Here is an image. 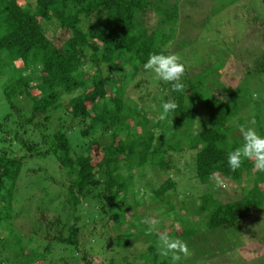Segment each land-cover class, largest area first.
I'll return each mask as SVG.
<instances>
[{
	"label": "trees",
	"instance_id": "obj_1",
	"mask_svg": "<svg viewBox=\"0 0 264 264\" xmlns=\"http://www.w3.org/2000/svg\"><path fill=\"white\" fill-rule=\"evenodd\" d=\"M153 1L0 0V76H9L2 87L6 113L0 117V232H4L0 244L21 256L22 261L15 264H48L47 257L54 253L59 260L53 264H91L85 252H78V237L80 224L85 226V219L89 222L92 216L97 218L94 222L102 221L110 236L118 237L116 245L122 242L121 249L127 250L132 244L127 242L129 237L120 238V228L126 226V233L131 234L133 220L139 223L156 204L172 205L177 198L173 177L180 173L172 157L185 152H194L195 174L192 167L188 173L195 175L203 194L189 208L181 206L179 232L170 228L174 236L185 239L193 234L188 228L191 221L184 217L190 211L197 221L192 229L206 241L209 231L220 230L215 233L220 239L227 232L236 233L230 230L243 231L263 211L264 173L248 160L235 172L227 164L228 153L240 147L230 136L243 122L238 115L244 105L238 93L226 86L217 88L223 93L214 94L212 79L207 82L205 75L217 70L207 66L201 72L185 71L182 92L172 91L170 84L162 86L161 102L172 100L178 105L165 119L151 120L133 101L127 103L126 88L149 55L168 54L162 46L172 35L163 33V27L169 25L174 33L176 6L150 28V9L167 16ZM219 1L214 0L213 6ZM217 13L218 9L211 10L212 15ZM50 24H56L55 32L63 34L60 47L46 36L45 26ZM186 42L177 46L184 47ZM260 73H264V59L253 74ZM63 96H71L66 105ZM19 98L31 103L29 115L17 107ZM247 103L253 104L258 122L264 105L252 97ZM52 118L58 122L55 129L47 125ZM198 123L202 124L195 130ZM256 131L264 137L261 128ZM34 157L53 159L64 181L49 200L47 187L41 188L40 201L28 209L34 198L28 192L33 191V177L39 171L23 168ZM148 162L153 170L157 167V176H145ZM244 175L254 177L252 181L247 178L246 192L223 202L215 185L218 176L240 183ZM147 193L150 197L146 199ZM19 199H24L23 204ZM89 203L93 212L86 213L83 205ZM25 212L33 220L19 223ZM126 212L134 214L132 221L126 219ZM12 237L15 242L10 241ZM136 237L140 236L135 235L134 242ZM108 241H102L104 247ZM102 243L97 241L95 246ZM141 251L145 260L161 264L154 244ZM108 264L118 263L113 257Z\"/></svg>",
	"mask_w": 264,
	"mask_h": 264
},
{
	"label": "rangeland",
	"instance_id": "obj_2",
	"mask_svg": "<svg viewBox=\"0 0 264 264\" xmlns=\"http://www.w3.org/2000/svg\"><path fill=\"white\" fill-rule=\"evenodd\" d=\"M190 1L196 3V5L193 6ZM213 1L155 0L153 1L154 4L156 2L160 8H163L167 12V16L163 13L164 11L159 16L154 10L150 9L147 14L149 26L150 28L156 27L159 22L158 20L168 17L171 7L176 6L177 20L174 24V33L170 32L169 25L163 27V33L169 36L172 35V39L167 40L164 46H162V50L168 51V54H177L184 64L186 72H195V70L201 72L207 66H209V69L217 70L211 76L205 75L207 82L210 78L212 79L211 85L214 87V94L223 93L217 90V88L223 86L238 93L240 97L239 102L241 105H244V109L238 115L239 118H243L241 125L254 127L255 129L261 128L264 131V106L262 107L258 122H256L253 104L247 103V99L252 97L254 102L264 105V73H260L259 75L253 74L256 65L261 64L264 59V0H238L229 5L227 4L230 3V0H220L216 4L217 7L213 6ZM216 9H218V13L212 15L211 10L216 11ZM205 19H207L206 22H203ZM55 29L56 24L46 25V36L55 45L60 47L63 42L61 39L63 34L60 33V30L55 32ZM183 41H187L186 46H177V43L179 44ZM189 67L194 70H190ZM87 68L88 66L84 65V71ZM251 74H253L252 77ZM7 75L8 73L5 76H0V117L6 113L2 87L9 79ZM158 81L161 84L157 85ZM30 84L34 85V82ZM164 85L167 84L158 80L154 73L145 71L144 68L140 69L126 88L125 98L127 99V103L133 101L135 106H140L151 120L160 119L162 114L161 87ZM247 95L249 98H247ZM70 97L63 96L62 103L66 105ZM16 105L24 114L29 115L31 106L29 101L19 98L16 101ZM236 118L231 120L233 125L237 121ZM253 121L256 123V126L255 123H252ZM57 124L58 122L54 118L47 122V125L51 129H55ZM201 124L198 123L196 127L194 126V129L196 130ZM153 125V123L150 124V126ZM236 130L233 132L235 134H232L235 138L231 135L230 141L236 143L237 146H242L244 142L243 137L239 129ZM107 140H109L108 137L103 141L106 142ZM172 159L173 164H176L175 166L180 172L177 175L174 174L175 177H173L177 183V198L173 199L170 207L167 206V203L163 205L164 202L158 200L163 204H156V206H153L155 210L147 212V217H155L160 220V224L151 234H147V225L141 223L144 218H141L139 223H136L135 220L132 221L134 214L126 212V219L132 221L130 227L134 229V232L127 234L126 226L120 228L122 229L119 233L120 238L121 236L124 238L129 237L130 240L127 242L132 244L127 250H122L123 243H119V246L116 245L118 237L110 236L108 228L102 226L101 220H99V223L94 222L97 220L95 216H92L93 218L91 217L89 222H86L85 219V226L82 223L80 224L78 252H85L91 264H108L109 260L113 257L118 264H153L150 258L146 257V260L143 258L141 249L144 252L146 248L154 244L158 253H160L159 235L161 233L166 232L170 237L177 238L172 234V230L174 228L177 230L176 233L179 232L180 222L178 220L180 219L179 216H181V212L179 211L181 206L185 204L189 208L191 202L203 194V190L195 175L188 173L192 167L190 171H193L195 174L194 152L176 154ZM153 167L154 165L151 166L149 162L145 165V176L150 177L151 174L154 177L158 175L157 167L154 170ZM23 169H35L39 171L37 176L33 177V180H36L33 191L26 189L27 191L30 190L31 192L29 191L28 193L34 196L33 202L28 204V209H32L33 205L35 206V203L40 201L39 190L41 188L47 187L46 198L49 200L50 195L58 193L57 187L64 181V178L59 177L61 175L58 172L56 162L50 158L34 157L28 159ZM42 178H46L47 180L41 181L40 179ZM247 178H249V181H252L254 177L244 175L240 183H237L218 176L216 180H220L222 184L217 186L215 182L219 191L217 195H221L223 202L241 197L242 193L247 190ZM149 197L150 194L148 193L144 196L146 199ZM19 200L23 204L24 199ZM16 207L18 208L17 212H19L21 205L20 207ZM83 207L86 213L93 212L92 203H89L88 206L83 205ZM262 210L260 215H255L250 222L244 225L243 231L230 230L229 233H236L229 235L227 232L221 239L218 235L217 237L215 235L220 230L209 231L207 241L203 234L200 235L198 231L192 229V227H196L197 221L194 219L193 212H187L184 217H187L191 221L188 228L194 232L188 238L180 240L186 242L191 254L187 257L182 256L181 260L176 262L171 259L170 255L163 256L160 254L157 261L161 264H264V214H262L264 213V205L262 206ZM26 212L21 214L18 219L19 223L31 222L33 220L31 215H27ZM139 213L140 208L136 210L135 214L138 215ZM17 233L19 234L17 236H20V232L17 231ZM3 235L4 232L2 233L1 231L0 236ZM135 235L140 237H136L134 242ZM106 239H109V241L106 242L107 246L104 247L105 243H102V241ZM10 241L15 242V237H12ZM32 241L34 243L38 242L36 237H32ZM97 241H100L102 245L95 246ZM41 248H44L43 243H41ZM81 257L82 255L80 259ZM47 258L49 260L48 264H53L54 261L59 260L57 253H54L52 258L49 256ZM0 260L3 264H15L16 260L22 261V258L20 255L14 256L13 251H10L8 246L2 248L0 244ZM38 264L43 263L40 262ZM79 264H82V262L80 261Z\"/></svg>",
	"mask_w": 264,
	"mask_h": 264
},
{
	"label": "clouds",
	"instance_id": "obj_3",
	"mask_svg": "<svg viewBox=\"0 0 264 264\" xmlns=\"http://www.w3.org/2000/svg\"><path fill=\"white\" fill-rule=\"evenodd\" d=\"M143 68L145 71L154 73L158 80L170 84L172 91L182 92L184 90L182 77L185 73V67L177 54L153 52L143 64ZM177 107L178 105L172 100L162 103L160 119H165L169 113L175 112ZM239 131L244 142L242 146L228 153L227 164L229 169L235 172L245 160H248L253 163L255 170L264 173V137H261L254 127L241 125ZM213 175L218 174L213 173ZM216 183L217 186L222 184L220 180H217ZM141 223L147 225V234H151L160 224V220L155 217H145ZM159 242L160 254L163 256L170 255L174 262L180 261L182 256L187 257L191 254L186 242L172 238L166 232L159 235Z\"/></svg>",
	"mask_w": 264,
	"mask_h": 264
}]
</instances>
